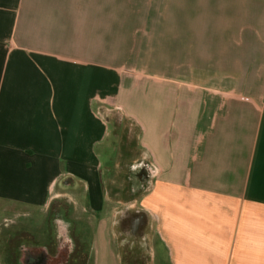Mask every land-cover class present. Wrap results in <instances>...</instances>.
Returning a JSON list of instances; mask_svg holds the SVG:
<instances>
[{
	"label": "crops",
	"instance_id": "obj_1",
	"mask_svg": "<svg viewBox=\"0 0 264 264\" xmlns=\"http://www.w3.org/2000/svg\"><path fill=\"white\" fill-rule=\"evenodd\" d=\"M143 80L163 86L144 125L119 104ZM112 110L140 130L124 206L147 215L150 263L264 264V0H0L3 211L47 212L62 185L74 222L109 221Z\"/></svg>",
	"mask_w": 264,
	"mask_h": 264
},
{
	"label": "rangeland",
	"instance_id": "obj_2",
	"mask_svg": "<svg viewBox=\"0 0 264 264\" xmlns=\"http://www.w3.org/2000/svg\"><path fill=\"white\" fill-rule=\"evenodd\" d=\"M162 90L163 86H158L152 84L150 81L143 80L138 82L137 87H131V89L122 88L119 93L122 101L119 104L124 106L127 113H138L139 119L144 125V116L139 115V113H144V97H162ZM124 97H135L137 101L133 103L131 108L127 105L125 107ZM91 108L93 112H97L96 105H92ZM106 114L110 115L109 119L107 118L109 135L96 152L101 156L103 163V188L107 195L106 207L111 211V214L108 215L109 221L107 219L106 223L104 222L99 226L94 225L89 231L88 237L91 243V250L88 264H119L116 247L112 239V215H114L113 213L117 208L120 209L119 207L124 206L126 202L134 200L132 192L129 191L130 182L128 176L129 173H135L136 168L133 170L131 165L136 162V157H140L141 154L139 147L140 140L137 135L140 130L129 120L114 113L113 110L111 113L106 112ZM90 120L94 126V120ZM109 158L110 161L108 160ZM107 171L109 174L106 173ZM56 191H59L58 193H66L67 196L70 195L73 197L75 207L71 211L70 216L73 219H82L84 215L82 213L83 200L80 197L81 193L79 191H71L70 189L64 190L62 185H58ZM47 217V212L40 210H37L29 216H24L6 213L0 207V264H13L12 258L7 253L6 246L1 245L2 241L20 229V227H23V230H27V232L32 234L39 232V228L46 222ZM147 264H151L150 257Z\"/></svg>",
	"mask_w": 264,
	"mask_h": 264
},
{
	"label": "flooded vegetation",
	"instance_id": "obj_3",
	"mask_svg": "<svg viewBox=\"0 0 264 264\" xmlns=\"http://www.w3.org/2000/svg\"><path fill=\"white\" fill-rule=\"evenodd\" d=\"M129 191L132 192L146 180V166H131ZM63 185L75 187L71 181ZM71 200L58 196L49 203L48 217L35 234L18 229L5 238L7 253L13 264H88L91 244L89 231L70 218ZM148 218L146 213L126 205L113 215V242L119 254V264H147L146 247Z\"/></svg>",
	"mask_w": 264,
	"mask_h": 264
}]
</instances>
